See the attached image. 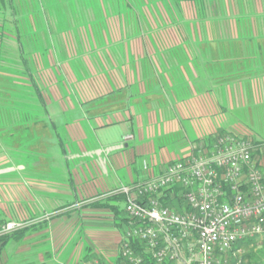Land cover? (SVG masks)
<instances>
[{
    "label": "crops",
    "instance_id": "1",
    "mask_svg": "<svg viewBox=\"0 0 264 264\" xmlns=\"http://www.w3.org/2000/svg\"><path fill=\"white\" fill-rule=\"evenodd\" d=\"M43 1L45 36L21 49L38 99L23 129L0 125V226L22 224L0 264L114 262L124 201L108 197L219 133L248 138L264 174V0L171 20L159 1Z\"/></svg>",
    "mask_w": 264,
    "mask_h": 264
},
{
    "label": "built area",
    "instance_id": "2",
    "mask_svg": "<svg viewBox=\"0 0 264 264\" xmlns=\"http://www.w3.org/2000/svg\"><path fill=\"white\" fill-rule=\"evenodd\" d=\"M253 150L248 138L223 134L157 176L121 186V264H243L239 245L264 238V174ZM164 196L181 198L186 210L163 206ZM21 227L1 225L0 238Z\"/></svg>",
    "mask_w": 264,
    "mask_h": 264
},
{
    "label": "trees",
    "instance_id": "3",
    "mask_svg": "<svg viewBox=\"0 0 264 264\" xmlns=\"http://www.w3.org/2000/svg\"><path fill=\"white\" fill-rule=\"evenodd\" d=\"M115 1L119 2V6H121V3L125 0ZM151 1H159L161 4L167 6V14L170 20L175 19L176 13L182 12L179 9L181 3L198 2L203 5L202 2H204V0ZM45 4L46 3H44L43 0H0V125L3 127L8 125L13 126L14 123L12 122H15L17 123V129H23V121L25 119L22 118V113L24 110L28 109V107L31 108L32 104L38 99V87L36 86V82L33 80L32 75H30L31 71L28 68V62L21 49L25 43L28 46L34 44L35 38L32 37L29 32L32 30L33 25L36 28H39L37 31L40 35L45 36L46 30L43 23L40 21V18H42L41 15L46 14L50 10V7L48 8ZM124 6L126 7L127 5ZM204 11L203 8L200 9V12ZM32 19L34 24L31 23ZM24 36L30 37L25 39ZM47 42L48 40L46 39V43ZM220 135L223 134L219 133L217 136L205 140L200 149L206 146H212L216 138ZM24 136V132L20 130L19 133L12 134L10 138L16 140L20 146L24 147ZM176 189L179 191L178 188ZM108 198H115L118 201H124V196L122 194H113ZM161 200L163 206L175 212H182L187 208L181 198L171 200L169 196H164ZM104 207H109L111 211L115 212V216L120 212L118 208L109 206L108 203L106 205L104 204ZM123 221H127L125 216L120 219V222ZM118 224V226H120V223ZM9 236L11 235H5L0 238V248L6 243ZM250 242L253 247L257 241ZM248 245H250V243ZM141 254L143 255L142 251ZM242 258L244 264H253L251 262V260L254 259L252 255L243 253ZM233 263L234 260L231 258L230 264ZM97 264H121L120 255L114 262L105 263L104 261L99 260V263Z\"/></svg>",
    "mask_w": 264,
    "mask_h": 264
},
{
    "label": "rangeland",
    "instance_id": "4",
    "mask_svg": "<svg viewBox=\"0 0 264 264\" xmlns=\"http://www.w3.org/2000/svg\"><path fill=\"white\" fill-rule=\"evenodd\" d=\"M138 2H141V0H139ZM45 5L49 8V5H47V4H45ZM180 158H181V156L176 158V159H180ZM121 230L123 232V229H121ZM122 232H121V234H122ZM14 233H15V231L9 233L8 235H13ZM253 241H257L256 244L253 245V247L251 246V244H252L251 242H250V245H248L249 243L247 242V243H241L239 246L243 249L244 254L246 253L247 255L248 254L252 255V257L254 259L251 260V262L253 264H264V238L263 237L257 238ZM250 246H251V249H250ZM92 253H94V252H92ZM3 258H4V256L0 257V262H3Z\"/></svg>",
    "mask_w": 264,
    "mask_h": 264
}]
</instances>
